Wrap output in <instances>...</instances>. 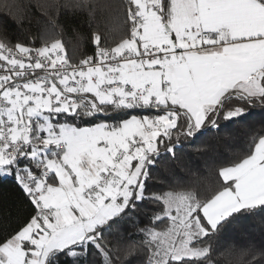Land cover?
<instances>
[{
	"label": "snow or ice",
	"instance_id": "6c2138e0",
	"mask_svg": "<svg viewBox=\"0 0 264 264\" xmlns=\"http://www.w3.org/2000/svg\"><path fill=\"white\" fill-rule=\"evenodd\" d=\"M113 7L119 41L96 28L75 60L58 34L40 47L0 36V183L31 206L0 220V264H214V237L264 215V122L248 123L264 110V0ZM234 125L241 146L213 155L201 138ZM184 142L211 157L208 194L157 174ZM248 252L264 264V244Z\"/></svg>",
	"mask_w": 264,
	"mask_h": 264
},
{
	"label": "trees",
	"instance_id": "16d2710c",
	"mask_svg": "<svg viewBox=\"0 0 264 264\" xmlns=\"http://www.w3.org/2000/svg\"><path fill=\"white\" fill-rule=\"evenodd\" d=\"M117 3L118 0H0V36L6 35L12 43L40 47L43 37L58 34L69 56L75 60L85 52L93 53L91 36L96 28L104 33L109 43L119 41L122 36L121 16L113 7ZM93 5L98 7L93 9ZM252 111L254 115L248 123L259 127L264 122V110L256 108ZM231 131L233 136H224L223 133L218 136L210 132L201 139L214 145L213 155H230L241 146L247 126L234 125ZM177 157L175 163L162 157L157 174L176 175L203 194L210 193L217 186L216 172L209 155H197L184 142L177 149ZM30 210V204L17 186L11 182L0 183V220L14 226ZM118 227L127 229L129 240L139 239L130 222ZM211 243L214 264H258L259 257L254 261L251 252H244L250 245L260 248L264 244V215L240 221L214 237ZM130 259H133V264H140L139 259Z\"/></svg>",
	"mask_w": 264,
	"mask_h": 264
},
{
	"label": "built area",
	"instance_id": "2783aa9c",
	"mask_svg": "<svg viewBox=\"0 0 264 264\" xmlns=\"http://www.w3.org/2000/svg\"><path fill=\"white\" fill-rule=\"evenodd\" d=\"M42 46V45H41Z\"/></svg>",
	"mask_w": 264,
	"mask_h": 264
}]
</instances>
